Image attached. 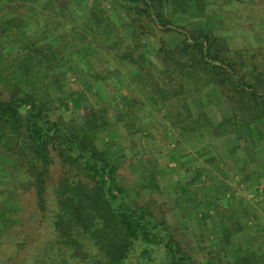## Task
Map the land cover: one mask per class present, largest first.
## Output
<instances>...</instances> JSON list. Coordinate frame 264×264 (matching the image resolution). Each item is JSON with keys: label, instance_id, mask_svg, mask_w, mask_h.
Masks as SVG:
<instances>
[{"label": "trees", "instance_id": "obj_1", "mask_svg": "<svg viewBox=\"0 0 264 264\" xmlns=\"http://www.w3.org/2000/svg\"><path fill=\"white\" fill-rule=\"evenodd\" d=\"M103 1L90 11L70 0H0V81L9 91H0V155L10 162L0 165V224L30 231L18 245L16 264H264V231L256 233L257 224L214 227L195 243L184 233L183 241L157 199L143 201L130 186L134 178L149 180L152 193L161 192L153 163L139 151L112 156L92 138L114 134L118 125L127 135L170 132L184 142L207 132L232 136L238 184L258 188L264 67L230 45L223 14L253 0H107L120 9L118 24L103 15ZM105 62L109 71L100 77ZM118 68L140 75L144 96H122L126 106L114 115L109 110L117 102L104 97L79 108L78 116V92L67 86L66 73L95 75L105 92V79L121 87ZM196 79L218 91L220 121L191 106L195 89L188 83ZM165 105L171 110L160 117ZM137 164L145 172L133 174ZM188 185L179 187L184 196ZM194 202L184 199V209H195ZM32 235L39 238L35 249L29 248ZM4 236L0 250L12 240Z\"/></svg>", "mask_w": 264, "mask_h": 264}, {"label": "rangeland", "instance_id": "obj_2", "mask_svg": "<svg viewBox=\"0 0 264 264\" xmlns=\"http://www.w3.org/2000/svg\"><path fill=\"white\" fill-rule=\"evenodd\" d=\"M77 4L81 3L88 9H94L96 0H70ZM105 10V17H111V20L118 24L121 20L120 9L115 4L107 0L102 2ZM93 13V16H97ZM226 17V31L230 45L236 49L244 50L249 55H255L257 65L264 67V0H253L228 7L223 11ZM77 15V14H76ZM85 15V14H84ZM79 16V15H77ZM90 13L86 14V18ZM85 19V18H84ZM83 19L77 18L76 24H81ZM90 40V37L87 38ZM92 60H96V55H91ZM98 66V76L103 77L105 72L109 71L107 67ZM115 65V63H113ZM119 65V66H118ZM116 67H121L117 63ZM114 69V68H113ZM122 76H118V85H110L105 79V92L98 91L95 75H85V77H76L71 72L66 73L69 80V89L78 92V109L76 114L79 116L80 109L93 103H102L107 97L108 101L117 102L109 110L111 115L115 114L117 109H124L126 106L122 96H144L140 89V75L135 74V70L121 69ZM105 71V72H104ZM104 72V73H103ZM112 73V72H111ZM123 74L126 76H123ZM197 80V79H196ZM188 83L190 89H195L194 94L189 97L190 104L194 111H199L202 116H206L210 122H218L222 118L221 98L218 91L213 88H205L198 84ZM0 91L8 95L9 91L2 81H0ZM145 105V104H144ZM80 108V109H79ZM146 110H150L148 105ZM74 112V108H70ZM144 109V108H143ZM171 108L168 105L160 108L157 113L163 117ZM67 116L69 112L63 110ZM204 118V119H206ZM164 121L170 124L164 117ZM171 125V124H170ZM114 134H105L104 136L94 135L92 138L104 143L110 155L118 156L132 153H143L146 159H149L156 169L155 183L161 188V192H155L152 187L153 182L148 180L143 183L141 179H132L129 181L128 173L125 178L131 183V187H137L136 193L141 195L143 201L157 199L158 206L167 210V219L171 229H176L184 241V233L189 241L194 242L196 235L200 232L212 230L214 227L233 229H248L252 224H257L256 233L264 231V177L255 179L258 181V188L254 185L252 190H247L245 184H238L239 176L234 173V166L239 167L233 156L238 149L237 141L232 136H214L209 132L202 138H194L186 142L175 139L170 132L162 136L155 133L154 136L149 130L134 131L126 134L121 125H118ZM264 150V148L262 147ZM244 156V155H241ZM246 157V156H244ZM9 161L0 155V165L8 166ZM131 165L133 174L145 172L141 170V165ZM227 167V170L225 168ZM133 182V183H132ZM188 185V194L180 191L181 184ZM226 183L228 185H226ZM1 195V193H0ZM3 195L7 196L6 193ZM257 195V196H256ZM194 199L195 209H184V199ZM186 206V205H185ZM185 210V211H184ZM20 225L0 224V235L9 241L5 250H0V264H16L15 254L19 249L18 245L24 243L25 235L29 234L27 228L20 229ZM23 233V234H22ZM196 236V237H195ZM37 236H31L29 239V248L35 249V240ZM32 242V243H31ZM195 243V242H194ZM24 254V250L20 252Z\"/></svg>", "mask_w": 264, "mask_h": 264}]
</instances>
